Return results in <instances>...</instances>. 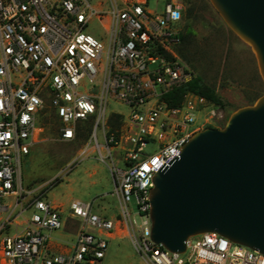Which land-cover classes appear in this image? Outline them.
<instances>
[{
    "label": "built area",
    "instance_id": "1",
    "mask_svg": "<svg viewBox=\"0 0 264 264\" xmlns=\"http://www.w3.org/2000/svg\"><path fill=\"white\" fill-rule=\"evenodd\" d=\"M108 1L105 11V2L92 8L88 0H0V264H100L108 239L133 222L132 198L142 219L132 226L133 243L150 264H264V254L215 233L191 238L184 254L151 240L155 175L180 156L193 134L217 128L224 113L194 93L175 108L164 100L195 78L178 54L183 10L176 0H154L153 8L149 0ZM105 16L107 43L84 32L92 18L102 22ZM111 102L128 109L127 115L110 112L121 118L115 134L106 130ZM47 110L59 122L62 142H73L86 122L95 134L102 128L104 145L96 146L118 174L121 220L100 216L80 201L72 202L65 219L60 207L29 198L21 165ZM150 145L154 151L147 150ZM68 222L77 226L75 243L56 253L51 234ZM13 224L23 231L1 238Z\"/></svg>",
    "mask_w": 264,
    "mask_h": 264
},
{
    "label": "rangeland",
    "instance_id": "2",
    "mask_svg": "<svg viewBox=\"0 0 264 264\" xmlns=\"http://www.w3.org/2000/svg\"><path fill=\"white\" fill-rule=\"evenodd\" d=\"M88 1L92 8H99L101 2H105L103 10L110 7L108 0ZM176 2L183 10V29L188 21L193 31L189 43L182 48L184 57H179L195 77L200 78L222 102L224 121L217 126L222 129L236 110L252 105L264 94V84L259 76L255 57L250 48L229 30L209 0ZM149 6L153 8L155 1L149 0ZM160 6L162 7V2ZM187 8L194 10L190 19ZM107 24V16L102 22L94 17L84 32L107 43ZM110 112L127 115L128 109L117 102L108 105L106 130L111 131L110 118L115 113ZM204 114L198 116L200 120L195 128L199 127ZM39 122L42 131L37 133L31 153L21 165L23 188L32 192L29 198L42 197L44 201L60 207L65 219L70 216L72 202L80 201L92 205L94 213L100 216L121 220V203L115 193L118 174L110 167L111 159L103 160L96 146L104 145L102 128L95 134L92 129L87 132L82 124L73 142H62L59 122L53 113L47 110ZM202 130L204 129L199 131ZM115 131L108 134H115ZM147 150L154 151L155 146L150 145ZM103 154L105 155L104 152ZM113 157L118 159L117 149H113ZM8 204H13V200H8ZM128 207L133 222L129 223V230L123 226L116 234L113 232L115 237L108 239L106 258L100 264H150L139 254L133 243L136 237L132 228L135 226L134 221L137 225L142 222L134 198ZM31 213L32 211H28L24 216L28 217ZM6 216L4 214L2 218ZM22 221L21 218L17 220L18 223ZM23 228V225L13 224L1 234V238L21 233ZM76 233L77 226L68 222L66 229L53 232L51 237L53 243L61 251H65L75 243Z\"/></svg>",
    "mask_w": 264,
    "mask_h": 264
},
{
    "label": "water",
    "instance_id": "3",
    "mask_svg": "<svg viewBox=\"0 0 264 264\" xmlns=\"http://www.w3.org/2000/svg\"><path fill=\"white\" fill-rule=\"evenodd\" d=\"M255 57L264 84V0H209ZM151 240L184 254L194 237L215 233L264 254V94L222 129L198 131L154 177Z\"/></svg>",
    "mask_w": 264,
    "mask_h": 264
},
{
    "label": "trees",
    "instance_id": "4",
    "mask_svg": "<svg viewBox=\"0 0 264 264\" xmlns=\"http://www.w3.org/2000/svg\"><path fill=\"white\" fill-rule=\"evenodd\" d=\"M187 9H188L187 10V16L190 19L193 17L194 10L192 8H187ZM192 34H193V31L191 29L190 24L187 21L185 23L184 29H183L182 43H180L181 46L178 48L179 56L184 57L183 52H182V48L185 47L186 44L189 43V37ZM188 93L197 94V95L207 99L208 101L214 103L216 106L222 108V102L220 101V99L217 98L215 96L214 92L211 89L207 88L204 85V82L198 77H195L190 83L168 93V95L165 96L164 100L170 107H173V108L179 107L183 103L184 98H185L186 94H188ZM120 119L121 118L118 115H114L110 118V125H111V131L110 132H113L119 128ZM84 125H85V130L87 132H91V129H92L91 122L90 121L86 122Z\"/></svg>",
    "mask_w": 264,
    "mask_h": 264
},
{
    "label": "crops",
    "instance_id": "5",
    "mask_svg": "<svg viewBox=\"0 0 264 264\" xmlns=\"http://www.w3.org/2000/svg\"><path fill=\"white\" fill-rule=\"evenodd\" d=\"M115 237V235H113V238ZM51 248H52V250L54 251V252H56V253H62V252H64V251H61V248H59V246H57V245H55L54 243H53V241H52V243H51ZM65 251H67V250H65Z\"/></svg>",
    "mask_w": 264,
    "mask_h": 264
}]
</instances>
